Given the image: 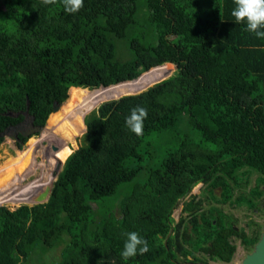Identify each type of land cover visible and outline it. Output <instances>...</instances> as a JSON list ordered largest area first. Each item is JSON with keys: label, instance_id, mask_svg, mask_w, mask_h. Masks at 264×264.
Here are the masks:
<instances>
[{"label": "trees", "instance_id": "16d2710c", "mask_svg": "<svg viewBox=\"0 0 264 264\" xmlns=\"http://www.w3.org/2000/svg\"><path fill=\"white\" fill-rule=\"evenodd\" d=\"M211 2L203 15L200 0H84L70 14L60 2L0 0V133L27 114L45 125L68 99L36 145L0 166L10 175L39 154L45 172L50 159L66 161L47 203L0 205V264H207L197 252L231 261L232 235L247 246L258 239L222 208L201 210L196 195L174 225V209L199 182L222 203L247 196L255 207L263 193L264 39L235 23L234 0ZM136 106L148 111L140 136L125 126ZM182 123L189 134L174 132ZM74 130L85 142L78 148L75 136L65 148ZM172 131L174 149H152L153 135ZM28 138L19 133L17 145ZM252 172L256 185L234 197ZM132 231L150 250L125 261Z\"/></svg>", "mask_w": 264, "mask_h": 264}, {"label": "rangeland", "instance_id": "374dc122", "mask_svg": "<svg viewBox=\"0 0 264 264\" xmlns=\"http://www.w3.org/2000/svg\"><path fill=\"white\" fill-rule=\"evenodd\" d=\"M211 1L212 0H200L201 4L198 5L197 7H195L196 11H199V13H201L203 15L209 14L211 6H212ZM143 15H144V11H143L142 7H139L137 18L141 22L145 21V19L143 18ZM174 69L176 70L175 66L173 65V69H172V71H170V75L173 74ZM170 75H168L167 77L164 76L158 80H155L152 83V85L157 83V82H160L163 79L168 78ZM90 90H93V89H90ZM118 97H120V96L102 100L100 103L97 104V106L95 108H93L86 115H90L94 110H97V108L103 102H105L107 100H111V99H117ZM68 98H69V96H68ZM67 100L65 102H63L62 105H64L67 102ZM61 106L59 107L58 110H55L52 113L58 112L62 108ZM51 114L49 115L45 125H36V126H45V128L48 127L49 126L48 122H49V118H50ZM25 127H26L27 131H30L32 129V126H30L29 120L25 121ZM186 127L187 126L185 125V123H182V126L180 128H178L177 130H175L174 132L176 133V131H177V132H179L180 135H183L185 133L189 134V132L185 131V130H187ZM59 129L63 130L62 129V123H61V127H59ZM59 129H57V131L60 132L59 136L65 134V133H62V131ZM42 131L32 132V134H33L32 137L29 138L24 144H22L21 147H19L17 145L18 140H14L12 138L13 130H10L9 133H7L5 136H3L4 140L0 144V155H1V153L4 150L2 148L4 143L7 140L10 141V143L7 145V148L9 150V154L7 156H1L0 157V166L5 164V162L10 158L9 156L17 155L18 151H21V150L25 151L26 149H28L27 145L31 140H34L36 142H33V144L32 143H29V144L30 145L31 144L36 145L37 140H40V136L42 134ZM190 133L192 134V130H190ZM171 135L173 136V131H172V133L171 132L170 133L169 132H163L161 134L159 133L156 135L155 138L153 135L152 149L154 150L153 144L155 146L156 152L161 153V154L166 153L168 151V149H174L176 144L174 141L172 142L173 137H170ZM193 135L196 136L197 138H200V133L196 130L193 132ZM72 137L73 138L75 137L74 141L76 140L77 142H79L78 147L82 146L85 142L84 132L79 137L78 135H76V132L74 130L73 132H71V137L67 138L66 142L63 139V142L65 143L64 144L65 148L70 145V141L72 140L71 139ZM43 144L45 147L47 144V141H45V142L43 141ZM41 148L43 149V145L36 150H39ZM45 153H46V151H45ZM29 155H30V150H29ZM36 159L37 160L34 159L33 161H30V157H29V159L24 161L25 163H23V164L17 163L18 166H15V168L17 167L16 170L14 172H11L10 175H7L6 173L0 174V179L5 181L4 183L0 184V205H5L8 208H10L11 210H14V209H17L18 207H20L22 204H27V201L30 198V196L36 192L40 183H42L43 180L47 176V173L45 172L44 168L42 167L43 162L46 160L45 154L43 153V154L37 155ZM149 162H151V160H149ZM44 167L46 168V166H44ZM42 173H45L46 176L43 177ZM39 175H41L42 179H37V178H39ZM258 177H259V174L257 172H252L248 178V181L246 183H244L243 187L237 188V190L235 191L234 197H237V195L240 192H244L247 195L249 193L250 189L256 185ZM233 185H234V183H233ZM261 187L263 188L262 195L253 196L254 200L257 201V205L255 207H249L250 201H249L247 196H245V198L243 199L244 202L241 203L240 205H238L236 203H231V202L219 203L215 200H211L210 193L207 190H205V186L202 183L197 184L192 189V192L183 198V201L188 200L191 194H196L202 201L201 210H207L209 208V206H211V205H215V206H219V207L223 208V211L228 215L225 218L229 219V220H231V218H232L234 225L237 228V230L240 231L241 229H244L245 232L249 236H252L256 233L255 229L258 230V228L262 224H264V183L261 184ZM1 195H3V196H1ZM2 197H4V198H2ZM183 201L182 202L180 201L179 205L174 209V212H173V217L175 220L174 225H176L179 222L182 215H186L185 212L184 213L182 212V208L184 206ZM28 205H33V203L28 202ZM231 241L237 247L231 261H220V260L212 259L207 254H205L204 252H201V251L197 252L196 254L202 260L208 262V264H240L242 259L246 255V253H248L250 251V245L247 246L245 243H243V241L241 240V237H239L236 234L232 235ZM53 254L55 255L54 251H53ZM56 254H59V248L56 249ZM42 256L44 258L43 254H42ZM50 256H53V255H50ZM37 258H38V256H37ZM189 258L191 259V262L200 263V261H195L193 256H189ZM46 259H47V255H46ZM30 264H33V263L31 262Z\"/></svg>", "mask_w": 264, "mask_h": 264}, {"label": "clouds", "instance_id": "9594fccd", "mask_svg": "<svg viewBox=\"0 0 264 264\" xmlns=\"http://www.w3.org/2000/svg\"><path fill=\"white\" fill-rule=\"evenodd\" d=\"M42 2L46 5L60 2L63 4L65 11L70 14L79 12L84 6V0H42ZM234 5L231 16L234 17L235 23L244 24L247 31L253 33L257 38L264 39V0H234ZM147 116L148 111L146 108L136 106L125 118V126L130 132L140 136L143 134L144 121ZM27 119L25 118L24 121ZM19 133L22 132L19 131ZM149 250L147 239L138 232L132 231L127 233L120 255L125 261H128L137 255L147 253Z\"/></svg>", "mask_w": 264, "mask_h": 264}, {"label": "water", "instance_id": "95a60500", "mask_svg": "<svg viewBox=\"0 0 264 264\" xmlns=\"http://www.w3.org/2000/svg\"><path fill=\"white\" fill-rule=\"evenodd\" d=\"M61 105L62 103L56 101L54 103L53 111L58 110ZM26 118H28L27 120L30 121V126H32V129L30 131H27L24 121L16 126L8 127L4 132L0 133V136H5L7 133H9L10 130H13L12 138L14 140H19V131H21L24 135H28L29 137H31L32 132L42 131L45 128V126L34 125L33 117L28 116V114ZM52 149L58 150V147L56 145H52ZM64 164L65 162L63 161L59 160V162H56L53 161L52 159H50L47 162V168H46L47 176L43 180V182L40 183L36 192L30 196V198L27 201V204L28 202L33 203V205L43 204L48 202L52 194L55 182L57 181L63 170ZM240 264H264V225L262 226L261 229L260 239L255 243L252 251L246 253Z\"/></svg>", "mask_w": 264, "mask_h": 264}, {"label": "flooded vegetation", "instance_id": "af4514ba", "mask_svg": "<svg viewBox=\"0 0 264 264\" xmlns=\"http://www.w3.org/2000/svg\"><path fill=\"white\" fill-rule=\"evenodd\" d=\"M22 122H24V120L23 121H21L20 123H22ZM19 124V123H18ZM17 124V125H18ZM199 183H202L204 186H205V184L203 183V182H199ZM198 183V184H199ZM197 185V184H196ZM195 185V186H196ZM194 186V187H195ZM193 187V188H194ZM205 190H207L206 188H205ZM208 191V190H207ZM192 192V190L189 192V194ZM194 195H196V194H191L190 196H194ZM197 196V195H196ZM190 198L191 197H189V199L188 200H190ZM210 198H211V194H210ZM197 199H200L198 196H197ZM211 200H214V199H211ZM181 202L183 201V198L180 200ZM219 203H222V202H219ZM184 204V203H183ZM219 207V206H218ZM221 208V207H220ZM223 209V208H222ZM182 212H183V208H182ZM264 224H262L259 228H258V230H256L255 229V234L254 235H252V236H250V238L252 237H255L256 235H257V237H258V239L257 240H254V241H252L249 245H250V251L249 252H251L252 251V249H253V247H254V245H255V243L260 239V236H261V229H262V226H263ZM235 226V225H234ZM236 228V227H235ZM236 230H237V228H236ZM242 241H243V239H241ZM248 245V246H249ZM200 264H202V263H200ZM208 264V263H207Z\"/></svg>", "mask_w": 264, "mask_h": 264}]
</instances>
